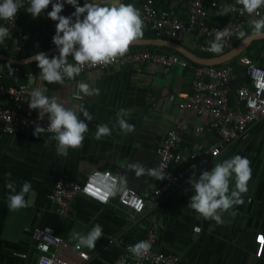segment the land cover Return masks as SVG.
<instances>
[{"label":"crops","instance_id":"obj_1","mask_svg":"<svg viewBox=\"0 0 264 264\" xmlns=\"http://www.w3.org/2000/svg\"><path fill=\"white\" fill-rule=\"evenodd\" d=\"M213 1L219 5L235 3V0ZM128 3L139 9V0ZM160 7L174 9L180 17L184 15L174 0L161 3ZM219 11L209 7L208 20L220 23L223 15H218ZM46 27V21L38 24L40 29ZM244 32L246 36L254 34L249 20ZM258 40L262 39L255 41ZM255 41L247 44L236 58H249V47ZM182 45L188 47L185 40ZM261 56L264 57V50ZM22 74L18 82L26 84L27 91L43 87L45 95L55 96L59 103L73 108L78 115L79 105L83 104L93 119L86 121L88 131L81 145L69 149L67 156L56 154L52 135L33 136L28 130L0 134V264H36L38 251L31 238L34 228L51 227L67 244L74 245L76 242L70 238V233H86L95 223L101 225L102 236L95 241L93 249L81 247L90 255L85 264H112L123 243L142 240L146 224L119 207L115 197L108 204L100 205L78 195L71 201L66 215L61 216L48 195L59 178L81 181L88 172L114 168H120L119 181H125V188L140 192L155 186L156 179L146 174L136 177L128 165L139 162L145 168H153L155 146L176 123L181 126L176 150L188 155L190 160H196L218 145L220 137L216 131H196L200 126L207 128L206 117L188 110L180 113L177 109V94L189 90L191 72L177 66L164 71L157 64H145L140 71L133 67L105 72L92 70L72 80L65 79L62 85L42 82L36 65ZM77 81L98 88L99 94L74 99ZM27 99L26 93L25 110L37 114L36 109L28 108ZM121 109L127 111L124 118L134 126L127 134L121 132L118 125L113 128ZM99 124H107L112 131L96 139ZM235 154L247 157L251 169L247 192L243 194V203L235 206V214L223 213L221 224L199 216L187 205L192 194L187 181L164 197L152 213L163 225L155 244L157 250L179 255L181 264H264V121L250 125L235 140L223 143L219 155L208 165L198 167L195 176ZM6 174L10 175L6 177ZM6 179L14 181L17 190L25 180L30 181L35 192L34 203L10 211L7 207L9 190L4 187ZM111 236H119V240L108 244ZM63 255L68 254L63 251Z\"/></svg>","mask_w":264,"mask_h":264},{"label":"built area","instance_id":"obj_2","mask_svg":"<svg viewBox=\"0 0 264 264\" xmlns=\"http://www.w3.org/2000/svg\"><path fill=\"white\" fill-rule=\"evenodd\" d=\"M129 1L123 0L124 3ZM167 1L139 0L143 30L166 39L181 42L185 40L188 47L212 56L224 54L233 48L243 38L238 34L244 31L246 22L254 18L249 17L248 14H241L240 6L231 2L227 4L234 5L233 9L223 15L220 23H214L208 20V8L221 10L223 5L213 0H174L177 9L184 14L180 17L176 10L160 7L161 3ZM24 6H27V0ZM50 7L51 5L47 8ZM45 10H42L40 16ZM62 10L68 15L74 9L65 5ZM259 11L264 15V7ZM0 23L10 30L9 37L0 43V53L9 52L6 55L17 58L14 55L19 54L26 44H30L33 54L43 46V41L37 33L35 39H30L28 33L22 32L18 13L13 21H0ZM223 27H227L230 34L225 38L222 51L213 53L208 50V41L214 38L216 29ZM48 44L51 48L55 47L51 40ZM240 61L243 64L241 73L243 79L235 90L236 98L233 104H230L228 96L231 85L236 80L234 73L225 66L192 65L184 57L173 53H157L140 48L127 51L107 64L86 65L82 68L80 74L92 70L105 72L127 67L140 71L145 64H157L164 71H168L173 66L188 69L191 72L192 82L189 90L177 94L179 98L177 109L180 113L188 110L196 116L206 117L209 120L207 128L200 126L196 131L213 130L220 137V143L213 146L207 154L201 155L196 160H190L188 155L176 150L181 130L180 124L176 123L162 136L154 149L153 168L163 169L165 178L157 180L155 186L143 188L140 192L121 187L114 195H105L103 185L105 182H112L113 179L119 182L120 168L91 171L81 181L59 178L54 182L48 199L56 205V211L61 216L66 215L71 201L78 195L100 205L108 204L115 197L119 207L129 211L146 224L142 240L150 242L149 252L139 258L134 257L128 251L130 244L123 243L120 254L112 264H181L179 255L165 253L155 248L163 225L153 217L152 213L164 197L187 182L190 176H195L198 167H204L216 158L223 143L235 140L250 125L264 121V65L249 58H242ZM21 74L20 65L0 60V134L2 135H11L23 130L33 133L37 124L42 127L47 126L46 118L37 120V114L25 110L24 100L28 86L17 83ZM41 134L52 135V133ZM31 238L35 241V249L38 251L36 264H85L90 258L81 247L67 244L51 227L34 228ZM116 240H119V236H111L107 243L112 244ZM63 251L68 255L64 256ZM16 255L20 258L26 257L25 254Z\"/></svg>","mask_w":264,"mask_h":264},{"label":"clouds","instance_id":"obj_3","mask_svg":"<svg viewBox=\"0 0 264 264\" xmlns=\"http://www.w3.org/2000/svg\"><path fill=\"white\" fill-rule=\"evenodd\" d=\"M25 0H0V21H13L17 11L24 6ZM240 6L241 14H248L251 32L257 35L264 34V15L260 9L264 7V0H235ZM51 5L46 12L47 18L55 21L52 44L56 47V54L49 57L44 52L31 55L39 69L42 82L62 85L65 78L72 80L78 76L86 65L107 64L115 58L124 55L130 43L143 34V20L132 3L123 0H27L25 12L32 18L38 17L42 10ZM65 5L74 10L63 15ZM234 5L225 4L218 15L228 14ZM10 34L8 27L0 23V43H3ZM229 29L223 27L215 30L214 38L208 41V50L220 53L225 38L229 36ZM240 37L246 33L240 31ZM71 58V62H69ZM73 92L76 100L85 96L99 94V89L84 81H77ZM27 105L29 109L37 110V120L47 119V126L37 124L33 129V136L41 133H52L57 155L67 156L69 149H76L81 145L84 134L88 131L86 121L93 119L83 104L79 105V115L71 107L59 103L55 96L44 93L43 87H32L27 91ZM81 116L83 118H81ZM127 111L120 110L116 124L121 132L127 134L134 130V126L124 118ZM112 129L107 124L96 126L95 138L109 135ZM136 177L148 175L156 180L165 178L163 169L145 168L139 162L128 165ZM193 168L195 166L193 165ZM10 174H6V177ZM251 169L247 157L239 154L222 159L210 169L200 171L198 176H190L188 183L191 186V195L188 207L204 219L223 223L222 214H235V206L243 203V194L247 192ZM124 180L105 182V195H114L124 185ZM4 187L8 189L7 207L10 211H18L30 207L34 203L35 192L30 181L25 180L17 190L12 180L6 179ZM102 236V227L95 223L86 232L73 231L70 238L76 242V247L93 249L95 241ZM151 244L147 240H139L128 245V251L134 257H141L148 253Z\"/></svg>","mask_w":264,"mask_h":264},{"label":"trees","instance_id":"obj_4","mask_svg":"<svg viewBox=\"0 0 264 264\" xmlns=\"http://www.w3.org/2000/svg\"><path fill=\"white\" fill-rule=\"evenodd\" d=\"M26 7L27 6L21 7L17 11L18 16H19L20 29L22 30V32L28 33L29 36H30V39H35L36 38L35 33H37V35H39V37L42 39L43 46L37 52H41V51L43 52V51H46V50L50 49L51 47L49 46L48 42H49V40H51V37L54 34V24H55V21L50 20L46 16V12L48 10H50V8H47L44 11V14L42 16L39 15L36 18H32L30 16V14L25 12V8ZM61 14L67 15V12L62 10ZM45 21L48 22V27L43 28V29L38 28V24L40 22L43 23ZM156 37H158V36L155 35L154 33H151V32H148L146 30H143V34H142V36L140 38H156ZM170 40H173V41H176V42L182 44L181 41H177V40H174V39H170ZM140 48H146V49H148V50H150L152 52H157V53H165V54L173 53V54H177V55L181 56L180 54H178L174 50H172L170 48H167V47L129 46L128 51H135V50H138ZM186 48L189 49L192 53H194V54H196L198 56H201V57L212 56V55H208V54H205V53L198 52L197 50H195L193 48H190V47H186ZM263 50H264V39L255 41L249 47V50H248L249 59H251L253 61H258L261 65H264V57L261 56V52ZM6 54H9V52H6ZM32 54H33V51L31 49L30 44H28V45L26 44L25 46L22 47L21 52L19 54H17V55H14V56L17 57V58H27V57L31 56ZM54 54H56V52L52 53L49 57H51ZM240 60H241L240 58H235V59L231 60L228 63H225V64L217 66V67L225 66L232 73H234L236 75V80L231 85V88H230V91H229V96L228 97H229L230 104L234 103V100L236 98L235 90L240 85V83H241V81L243 79L242 76H241V73H242V70H243V64H242V62ZM69 61H71V58H69ZM188 62L190 64H192V65H195L194 63H192L190 61H188ZM33 65H36L35 62L27 63V64H24V65H20L21 68H22V73L27 71L28 68L30 66H33ZM21 75H23V74H21ZM17 83H20V82H18V79H17Z\"/></svg>","mask_w":264,"mask_h":264},{"label":"water","instance_id":"obj_5","mask_svg":"<svg viewBox=\"0 0 264 264\" xmlns=\"http://www.w3.org/2000/svg\"><path fill=\"white\" fill-rule=\"evenodd\" d=\"M257 39H264V34L257 35L252 34L249 36H246L243 38L238 44H236L233 48H231L229 51H227L224 54L218 55V56H209V57H201L194 53H192L189 49H187L182 44L162 38V37H156V38H138L137 40L130 43L129 46H156V47H167L178 54H180L182 57L187 59L188 61L197 64V65H204V66H218L225 63L230 62L231 60L235 59L241 51L245 48V46ZM46 55L50 56L52 53L57 52L56 47L50 48L46 51H43ZM30 57L27 58H14L11 56H8L4 53H0V60L5 61L9 64H18V65H24L27 63L34 62L30 60Z\"/></svg>","mask_w":264,"mask_h":264}]
</instances>
